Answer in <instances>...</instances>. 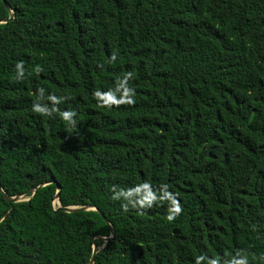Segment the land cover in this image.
<instances>
[{
    "label": "trees",
    "instance_id": "16d2710c",
    "mask_svg": "<svg viewBox=\"0 0 264 264\" xmlns=\"http://www.w3.org/2000/svg\"><path fill=\"white\" fill-rule=\"evenodd\" d=\"M126 72L135 103L98 102ZM41 87L62 98L51 117L31 110ZM145 181L181 213L110 199ZM94 250L92 264H264V0H0V264Z\"/></svg>",
    "mask_w": 264,
    "mask_h": 264
},
{
    "label": "clouds",
    "instance_id": "9594fccd",
    "mask_svg": "<svg viewBox=\"0 0 264 264\" xmlns=\"http://www.w3.org/2000/svg\"><path fill=\"white\" fill-rule=\"evenodd\" d=\"M115 57H113L114 59ZM15 76L14 80L20 81L25 78L23 61H18L14 65ZM36 71H39L37 68ZM132 73L126 72L121 78L114 89L107 91H96L93 93L98 102L104 106H119L122 104L132 105L134 100V88L128 86V81ZM60 97L48 94L45 97V89H36V99L31 105V110L41 116L51 117L57 108V104L61 102ZM44 101H48L46 103ZM75 113L71 110L61 111L60 118L71 127L73 131H76V120L74 119ZM111 200L122 201L120 203V209L122 212L127 213L130 209L142 210L148 209L153 206L154 203L167 201L168 203V215L169 221L178 216L181 211V203L177 199V194L169 191L168 185H160L158 189H153L149 182L145 181L132 186L127 189H117L113 187L111 189ZM219 264L218 258H208L204 254L197 255L195 257L194 264ZM225 264H249L248 255L241 251H236Z\"/></svg>",
    "mask_w": 264,
    "mask_h": 264
},
{
    "label": "water",
    "instance_id": "95a60500",
    "mask_svg": "<svg viewBox=\"0 0 264 264\" xmlns=\"http://www.w3.org/2000/svg\"><path fill=\"white\" fill-rule=\"evenodd\" d=\"M49 182H53V180H49ZM58 188H59V186H57V192L55 194V198L57 199V201H58ZM5 197L8 200H10V201H20V200H22L19 196L9 197L8 195H5ZM58 208H61L64 211H67V212H71V211H74L76 209H90V208L96 209L94 206H86V205H83V206H59ZM107 223H108V221H107ZM109 228H110V235L107 236V237H103V240L104 241H107L110 238H112V239H115L116 238V235H115V233L113 231V228H112V226L110 224H109ZM94 252H95V250L93 251V253L91 255V258L89 260V264H92L93 263V260H94Z\"/></svg>",
    "mask_w": 264,
    "mask_h": 264
}]
</instances>
